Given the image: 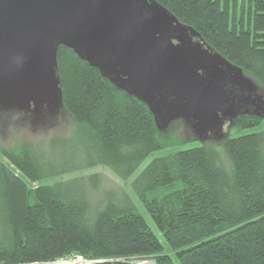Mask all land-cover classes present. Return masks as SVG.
<instances>
[{
    "label": "trees",
    "instance_id": "trees-1",
    "mask_svg": "<svg viewBox=\"0 0 264 264\" xmlns=\"http://www.w3.org/2000/svg\"><path fill=\"white\" fill-rule=\"evenodd\" d=\"M155 1L264 89V0ZM56 57L76 131L50 143L60 161L31 145L0 148V264L74 255L94 264H264V120L238 116L231 129L253 132L220 150L197 145L154 158L131 181L166 253L129 195L103 191L98 174L52 179L106 167L126 181L148 155L180 140L162 136L144 103L71 49L59 46ZM160 189L168 192L157 196Z\"/></svg>",
    "mask_w": 264,
    "mask_h": 264
},
{
    "label": "water",
    "instance_id": "water-1",
    "mask_svg": "<svg viewBox=\"0 0 264 264\" xmlns=\"http://www.w3.org/2000/svg\"><path fill=\"white\" fill-rule=\"evenodd\" d=\"M59 46L144 103L158 131L183 120L219 138L238 116L264 120L243 70L155 0H0V108L64 107Z\"/></svg>",
    "mask_w": 264,
    "mask_h": 264
},
{
    "label": "rangeland",
    "instance_id": "rangeland-1",
    "mask_svg": "<svg viewBox=\"0 0 264 264\" xmlns=\"http://www.w3.org/2000/svg\"><path fill=\"white\" fill-rule=\"evenodd\" d=\"M243 74L257 86L258 93L264 99V89L258 84L256 80H254L244 72ZM231 124L232 123L230 121H226L223 124L221 135L219 138L214 137V135L212 134H207L203 138H198V136L195 135V133L183 120H176L171 122L166 129L159 132L162 136H165V138H178L180 140V143L178 145H175L174 147L157 150L148 155L126 181H122L117 178L114 173L106 167H97L88 170L84 169L82 171L57 176L52 180L55 182L67 181L74 178H82L92 174H98L101 179L100 187L103 191L107 192L111 190L116 192L115 194L114 192L112 193L114 197H120L119 194L121 191H124L125 194L129 195V197L135 204L137 212L145 219L153 233L163 244L165 252L169 253L170 251L164 242V238L161 236L156 225L153 223L152 219L146 212L143 204L133 193V190L131 188V181L154 158L167 156L169 154L175 153L180 149L190 148L197 145H208L217 148V150H220L223 143L230 137L234 135L253 132L252 130H248L245 132H236L231 129ZM75 131L76 125L69 114L66 112L64 107L54 112L49 111L46 106H42L39 109L38 114L34 113L32 104L31 107L27 110L17 108H0V148L18 150L24 145H31L38 149L43 148V151L47 152L50 157L59 159L60 161L61 154L59 152L61 149H52L50 143L54 139H70L74 135ZM68 142L72 143L73 141ZM55 162L57 163L58 161L56 160ZM167 192L168 191L166 189H160V191L156 195L161 196Z\"/></svg>",
    "mask_w": 264,
    "mask_h": 264
},
{
    "label": "built area",
    "instance_id": "built-area-1",
    "mask_svg": "<svg viewBox=\"0 0 264 264\" xmlns=\"http://www.w3.org/2000/svg\"><path fill=\"white\" fill-rule=\"evenodd\" d=\"M96 261L86 260L81 256L62 257L51 261L33 262L30 264H94ZM135 264H155L151 260H138Z\"/></svg>",
    "mask_w": 264,
    "mask_h": 264
}]
</instances>
